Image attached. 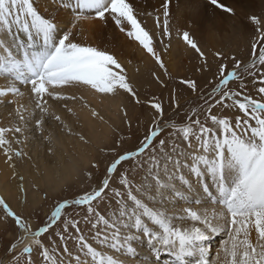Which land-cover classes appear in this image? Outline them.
I'll use <instances>...</instances> for the list:
<instances>
[{"label":"snow or ice","instance_id":"obj_1","mask_svg":"<svg viewBox=\"0 0 264 264\" xmlns=\"http://www.w3.org/2000/svg\"><path fill=\"white\" fill-rule=\"evenodd\" d=\"M48 2L53 7L46 10V15L38 10L36 0H0V78L8 80L7 87H0V104L4 103L3 98L10 96L9 103L16 105L15 113L21 122L26 120L28 109L18 102L17 98L25 95L18 85L29 88L35 108L45 115L51 107L49 100H75V96L65 95L63 90L76 85L111 96L122 90L132 96L136 104L141 103L117 57L102 47L78 39L84 23L90 20L113 22L120 32L138 42L167 74L152 35L142 26L129 0ZM172 2L164 0L162 4L163 32L169 37ZM209 2L225 13L234 14V10L220 0ZM250 21L259 33L257 43L252 45L251 62L244 64L232 57L235 61L232 69L221 64L217 79L211 82L210 93L201 96L203 104L193 107L179 124L170 121L167 125L172 129L170 136L179 138L192 149L185 156L190 163L182 165L179 158L165 152V139L154 144L164 130L161 124L164 110L154 99L150 102L155 114L153 128L138 149L121 153L119 148L127 137L109 126V134L118 139L111 148H99L101 153L111 157L103 179L71 201L58 202L47 222L37 230L33 231L31 225L0 197L3 219L6 221L10 217L19 230L6 250L11 255L8 264H264V43H261L264 42V27L261 17L252 15ZM156 23L159 27V16H156ZM182 39L204 56L188 31L182 33ZM216 55L221 56L220 53ZM180 83L186 84L193 93L197 91L194 80H181ZM249 83L254 86L258 83V99L245 94ZM176 107L179 108L178 103ZM232 108L237 110V116L224 114V110ZM91 115L107 123L95 109H91ZM127 115L125 111L124 116ZM29 116H35V111ZM52 116L69 135L78 136L83 145L91 144L84 134L74 133L59 115L53 113ZM126 123L130 129L131 122ZM43 124L42 116L36 121L41 133ZM23 131L19 125L0 127V149L7 161L13 159V153L16 157L22 155L12 148L9 134H13L19 144L21 141L14 134ZM172 152L178 153L175 142ZM146 153L149 167L145 180L152 183L153 206L139 197L140 187L129 178V170L122 168L126 162H133L132 171L143 167L142 157ZM180 167H187L194 177L189 180L180 176L184 194L170 183ZM91 168L98 170L100 164L92 162ZM85 175L92 179L91 171ZM205 178H209L211 184L205 182ZM166 189L178 198V208L163 206ZM155 194L161 199L156 200ZM109 199L115 202L112 216L100 211L101 205ZM70 209L77 216L81 211L84 213V223L90 225L94 238L104 250L94 247L83 234L77 236L79 247L74 258L67 246L62 249L68 254L67 262L49 250L54 241L46 245L42 237L50 230V235L58 236L61 241H65L69 228L74 233L82 232L81 220L68 213ZM56 228L60 231H55ZM221 233L226 238L213 253L208 242ZM162 254L172 259L162 261Z\"/></svg>","mask_w":264,"mask_h":264},{"label":"rangeland","instance_id":"obj_2","mask_svg":"<svg viewBox=\"0 0 264 264\" xmlns=\"http://www.w3.org/2000/svg\"><path fill=\"white\" fill-rule=\"evenodd\" d=\"M249 1L250 0H220L221 3L234 10V14H229L216 8L209 0H173L169 8L170 16L168 18V27L171 33L169 37L163 32L164 16L162 4L164 0H129L137 10L138 19L141 21L142 26L152 35L154 47L157 54L160 55L164 61L167 74H165L164 70L159 67L154 58L149 55L138 42L128 38L125 33L120 32L111 21L107 23L98 21L99 23H97V26L98 24L99 26L97 29L99 32L95 34V36L92 35V37H90L87 33L84 35L81 34L78 37L81 42L88 44L92 42L94 46L102 47L117 57L119 62L126 69L130 83L137 92V96L141 103L136 104L134 98L122 90L115 96L98 93L99 101L104 102L105 99H109L118 104V110L115 108L117 112L116 116H112L109 111L106 110L107 108L104 109L103 106L99 107L102 111L100 116L105 117V115H110L112 121H107V123H102V125H100L102 135L99 136V140L94 141L93 138H88L91 140V144L87 145L89 149L83 157L85 160L83 158H79L78 160L80 166L79 170L77 172H72L71 177L64 178L65 180L61 181V183L54 181L50 182V185L41 179L42 171L38 170L33 157H30L32 156L34 147L31 146V142L27 139L29 135L27 132V116L26 120L21 122L15 113L16 105L9 103L11 98H3L4 103L0 104V127L19 125L24 131L22 134H14L15 138L21 141L19 144L13 139V134H9V139L12 140V148L22 153L20 157H16L13 153V159L7 161L6 156L3 154V150L0 149V156L6 158L5 163H2L0 160V182L5 190L7 188L10 189L8 190L10 198H7L9 195L6 198L1 195L0 197L5 200L17 215L24 218L31 225L33 231L37 230L47 222L50 213L54 210L58 202L65 199L71 201L90 187L96 186L103 179L106 165L111 157L105 156L99 151V148H111L115 145L116 139H118L115 135L109 134V126L118 129L121 135L127 137L119 148L121 153L138 149L144 141L145 136L149 134L153 128L155 114L154 109L150 106V102L154 99L156 102L161 103L164 110L161 121L164 130L154 144L158 143L159 139H165V152L173 157L179 158L182 165L188 163L185 156L189 151L191 152L192 149H189L179 138L170 136L169 133L172 132V129L167 127V125L170 121L179 124L185 120L186 114H189L193 107L203 104L201 96L202 94L210 93L212 87L211 82L217 79L218 69L221 64H227L228 68L232 69L235 63L232 57H235L236 61H242L244 64L251 62L252 45L257 43L259 33L256 31V26L251 23L250 16L256 15L261 17L262 27H264V2H258V7L256 8L259 10L254 12L247 10L246 4ZM246 10L248 13H245ZM148 13H151V15ZM156 16L160 17L159 27L156 23ZM184 31H188L192 39L198 44L201 51L204 53L203 57L185 44L182 39V33ZM258 51L259 44L257 45V52ZM216 53H220L221 56L218 57ZM156 77H159V80H157ZM181 80H194L197 83V91L193 93L186 84L180 83ZM257 87H259L258 83L255 86L249 83L248 87L244 89V92L258 99L259 95L256 92ZM75 97L77 96L75 95ZM17 99L18 102L22 103L25 107L27 106L26 99L24 100L23 97ZM76 101L77 99L67 101L52 100V103L58 106L60 112H64V114L67 115V119L70 122L71 120L74 121L72 129L74 133H82L86 136L88 135V129L81 125L75 116L76 114L73 115V110L71 112L68 110L71 109V106ZM177 103L179 104V108L176 107ZM88 104L92 105L94 102L90 101ZM65 105H67V107H65ZM4 108H7V110H4ZM110 108L114 110L111 106ZM52 110L53 109L49 110V115L51 116L46 118V123L49 122L48 126L51 127V123L55 122V124H57V129H60L55 130L56 127L54 125L55 133L60 132L70 137H78L68 134L63 125L53 118ZM125 111L128 113L127 117L124 116ZM224 114L235 117L238 115V112L235 108H232L230 111L224 110ZM201 119L203 120L204 117L201 116ZM126 121L131 122L132 126L130 129ZM106 126L108 128H106ZM37 130L39 131V129ZM39 136H41L40 133ZM173 142L178 146V153H183V155L172 152ZM45 144L49 146L52 142L50 139H47L42 142V146ZM48 146L43 152L40 150L38 155L43 156L45 160L51 162L52 152ZM157 154H159L158 150ZM75 155L77 154L75 153ZM147 155L146 153L145 156L142 157L145 161L143 167L136 168L135 171H132L133 162H126L122 165V168L129 170V178L133 181L135 186L140 187L141 190L138 193L139 197L143 199L145 203L153 206L155 201L152 200V196L154 195L152 183L151 181L145 180L147 168L149 167ZM92 162L99 163L100 168L98 170L92 169ZM12 165H14V167ZM184 168L185 172L187 170L189 171L187 167ZM88 171H91L93 174L91 180L85 175ZM179 172L180 174H178ZM181 175L185 176L183 174V169L181 170L180 167L176 170L175 179L170 182L172 185L175 184L176 189H180V191L184 189L180 181ZM184 178L186 179V177ZM55 183H57V185ZM23 185H25V189ZM121 191H123V189H121ZM164 194L170 196V198L173 197L170 189H166ZM155 196L156 200L161 199L159 194H155ZM176 200H178V198ZM14 202L18 208L12 207L14 206ZM171 202L172 198H164L163 206L169 209L174 206L177 208L179 207V201ZM114 209L115 202L109 199L101 205L100 211L106 216H112ZM67 212L75 216L76 219L81 220L80 228L82 232L74 233V230L69 228L65 241H61L58 236L50 235L52 231L50 230L49 234H45V236L42 237L46 245L50 241H54L49 250L54 251L57 257L67 262L69 259L68 254L63 252L62 249L67 246L74 258L78 252L79 246L77 243V236L80 234H83L94 247L104 250L99 241L94 238V232L91 230L90 225L84 223V213L81 211L77 216L76 212L71 209L67 210ZM3 217L4 212L0 209V264H8L11 255L8 254L6 250L17 238L19 230L14 220L9 217L5 221ZM55 231H60V229L56 228ZM33 258H37L35 252L33 253Z\"/></svg>","mask_w":264,"mask_h":264},{"label":"bare ground","instance_id":"obj_3","mask_svg":"<svg viewBox=\"0 0 264 264\" xmlns=\"http://www.w3.org/2000/svg\"><path fill=\"white\" fill-rule=\"evenodd\" d=\"M258 2L263 3L264 0H250L246 4L247 10L257 12V10H259L258 8H256V7H258ZM36 5L38 7V10H40L41 12H43L46 15L48 14V12L46 10H49L53 7L51 4H49L48 0H36ZM247 10L245 13H248ZM60 15H63V13H60ZM97 23H99L98 20H90V21L85 22L83 25V33L82 34L84 35L87 33V35H89L90 37H92V35L95 36V34H97L99 32L97 29L99 24L97 26ZM21 38H24L23 34H21ZM91 45H93L92 42H91ZM7 86H8V80H6L4 78H0V87H7ZM18 86L21 87V90L25 93V95L23 96V99L24 100L26 99V101H27L26 102L27 103L26 108L28 109V112L25 113V116H27V118H28L27 132L29 135L27 136V139H29V142H31V146L34 147L32 150V156H30V157H33L34 161L37 164L38 170L42 171L41 172L42 173L41 179H43L44 182H47L49 184H50V182H54V181L61 183V181L65 180L64 178L71 177L72 172H77L79 170L80 166H79L78 160H79V158L81 159L85 156V154L87 153V150L89 148L87 145H83L78 137H75V136L70 137V136H68L66 134H62L60 132L55 133L56 132V131H54L55 127H56L55 130L59 129V128L57 129V124H55V122L54 123L50 122L51 127H49L48 126L49 122L46 123V118H49V116H51V115H49V112L47 115L42 114L39 109L35 108L34 99H33L32 94L29 91V88L21 86V85H18ZM63 91H64L65 95L68 94L70 96H75V95L77 96L76 97L77 101L75 103H73V105L71 106V109L76 114L75 116L78 119V121L81 123V125L88 129V131H87L88 135H86L87 138H93L94 141L99 140V136L102 135L101 131H100V128H101L100 125H102V123H104V122L100 121L99 118L94 119L91 115V109H95L101 115L102 111H101V109H99V107L103 106L104 109L107 108L106 110L109 111V113L112 116L113 115L116 116V113H117L116 110H118V108H117L118 104L116 102H113V100H109V99H105L104 102L99 101L98 100V93H96L91 88H89L87 86H83V85L70 86V87L65 88ZM81 97H83L84 99H80ZM19 98H21V97H19ZM85 98H87V99H85ZM85 100H87V101H85ZM90 101H93L94 104L89 105L88 103ZM85 104H87L88 107H85L84 106ZM49 105L51 106L49 108V110L53 109L52 112L55 115H59L61 117V120L62 121L65 120L64 122L71 129H73V126H74L73 122L74 121L71 120V122H70L67 119V115L64 114V112H60V110H58V106H56V104L52 103V100H49ZM110 106L114 110H112L110 108ZM115 108H117V109L115 110ZM4 110H7V108H4ZM33 111H35V116H29V113H31ZM42 116L44 119V124L42 126L43 127V133L39 132L37 130V127H36V121L41 119ZM102 117L104 118V121H108V122L112 121V118L110 115H105V117L104 116H102ZM68 122H70V123H68ZM54 125H55V127H54ZM106 128H108V127L106 126ZM39 133L41 136H39ZM49 137H50V141L52 142V144L49 146H48V144L47 145L45 144L44 146H42V142L44 140L49 139ZM47 146L50 148V150L52 152V157L50 159L51 162H48L47 160H45L43 156L38 155L39 151L41 150L43 152L44 150H46ZM74 152L77 155H75ZM5 159H6L5 157L0 156V160L2 163H5ZM188 163H190V161H188ZM182 169H183V174L185 175L184 177H186V179L194 180V177L191 176V174L188 170L185 172V168L181 167V170ZM178 174H180V172ZM40 181H42V180H40ZM205 182L211 184V180L209 178H205ZM55 184L57 185V183H55ZM173 185L176 189V185L175 184H173ZM23 186L25 189L26 188L25 185H23ZM8 190H10V189L7 188L5 190L2 187V184L0 182V195L2 197L6 198L9 195ZM211 190L214 191V187ZM179 191H180V189H179ZM194 191H195V189H194ZM180 192L182 194H184V189H182ZM7 198L9 199L10 195ZM25 198H26V195H25ZM164 198H167V199L172 198V202L173 201H179V200H176L177 198H174V197L170 198V196H167L166 194H164ZM13 205H14V206H12L13 208H15V207L18 208V206L15 205V202L13 203ZM225 238L226 237L224 236V234L221 233L218 236H214L208 242V246L210 249L213 250V253L215 252V250H217L219 248L220 244L223 242V240ZM141 251L143 254L144 253L143 248H141ZM161 259H162V261L171 260L172 257L168 256L167 254H162Z\"/></svg>","mask_w":264,"mask_h":264}]
</instances>
